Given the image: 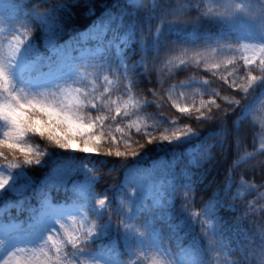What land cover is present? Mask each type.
Returning <instances> with one entry per match:
<instances>
[{"label":"trees","instance_id":"trees-1","mask_svg":"<svg viewBox=\"0 0 264 264\" xmlns=\"http://www.w3.org/2000/svg\"><path fill=\"white\" fill-rule=\"evenodd\" d=\"M0 1L12 4L0 10L5 55L7 39L13 35L41 44L44 18L57 32L56 51L45 50L31 73L17 79L19 84L42 79L46 65L55 70L78 65L74 57L81 44L104 49L84 59L95 65L87 67L85 79L75 80L84 113L95 124L93 135L87 137L93 151L70 152L39 132H29L21 140L25 151L38 153L30 154L28 162L11 141L0 145V167L10 168L19 178L15 192L0 195V217L22 222L9 238H2L6 245L0 259L13 247L47 244L48 261L57 264L242 260L247 240L236 218L264 185V149L258 150L259 124L252 119L253 109L264 100V66L258 55L246 64L244 57L253 53L238 45H264V0H239L245 7L231 15L200 12L199 0H183L182 5L178 0ZM182 7L195 19H173ZM184 48L193 52L189 55L219 48L236 51L220 57L213 53L207 63L196 56L199 65L179 64L165 80L161 99L153 92L160 81L149 64ZM221 60L219 69L212 67ZM253 76L256 80L243 91L240 85ZM239 97L240 103L232 101ZM128 104L134 106L126 109ZM181 107L187 111L180 112ZM8 127L0 119V140ZM46 190L56 201L76 193L92 223L80 229L73 219L55 216L43 224L35 206ZM100 208L103 215L98 218ZM143 223L159 245L157 251L149 244L146 256L136 237L125 234L126 226ZM245 227L252 225L246 221Z\"/></svg>","mask_w":264,"mask_h":264},{"label":"rangeland","instance_id":"rangeland-1","mask_svg":"<svg viewBox=\"0 0 264 264\" xmlns=\"http://www.w3.org/2000/svg\"><path fill=\"white\" fill-rule=\"evenodd\" d=\"M141 0H130L132 3L139 2ZM12 4L8 1H0V10L8 9ZM45 21V35L43 37L42 43L38 44L32 42L31 40L24 39L18 35H13L7 39L6 51L9 56L5 59V67L8 74L9 82L12 86V89L16 92H19L28 96H41L44 94L51 95L53 92H59L60 89L63 90V98L68 104H81L83 105L84 100L81 94V89L75 85L76 79H85L89 75V69L87 67L94 66L95 63L84 61V59L89 57L99 56L103 53L104 49L102 47H88L87 44H81L78 46V51L75 55V59L79 61L78 65L71 66L62 70H55L51 65H46L43 68L44 77L39 80H32V82L25 86V83H17V79L22 77L25 73H31L33 68L40 62L42 59L43 53L47 50L49 53H54L56 51L55 41L57 32L53 27L50 19L44 18ZM118 51L116 52V54ZM118 55V54H117ZM107 78V77H105ZM75 97L76 100H72ZM250 108L244 111V114L249 113ZM95 124L94 122L83 123V126L76 127L75 125H70L71 133L73 135H83L85 132L92 133ZM68 132V129L61 131L57 128L55 134L59 136L65 135ZM87 139V137H86ZM70 143H75L77 147L69 146L70 152L76 151H85L86 153L93 150H86L85 144H81L78 140L73 139ZM89 148H91L88 145ZM264 149V146H260L258 150ZM18 174L6 166L0 167V180H3L4 183L0 185V195L6 191L15 192L16 184L18 181ZM76 193L70 195L66 200L56 201L53 199L52 192L49 190L44 191L40 196L36 204L37 218L41 220L44 224L48 221L50 217L61 216L65 220H74L77 226L80 229L85 228L87 225L92 223L90 215H88V210L81 205L78 201ZM154 205L159 204L160 200L153 199L151 200ZM1 210V209H0ZM102 208L97 212V217L100 218L103 214ZM22 222L20 219L9 218L1 219L0 217V250L6 245V240H2L3 237H10L15 230L20 228ZM75 225V224H74ZM126 233L131 237L135 236L143 254L149 255V244H155V248L159 251V245L156 236L152 233L151 228L148 224L143 223L141 226H126ZM47 244H40L39 246L33 247L28 246L27 249H30L29 256L34 255L40 260H48V251H46ZM26 248V247H25ZM17 249L15 247L6 250V253L0 259H4L5 256L12 250ZM23 258V257H21ZM181 264H187L184 261L180 262ZM96 264H102V262H96Z\"/></svg>","mask_w":264,"mask_h":264},{"label":"clouds","instance_id":"clouds-1","mask_svg":"<svg viewBox=\"0 0 264 264\" xmlns=\"http://www.w3.org/2000/svg\"><path fill=\"white\" fill-rule=\"evenodd\" d=\"M178 2L181 5L183 4V0H178ZM198 6L200 12H217L218 14L225 15H231L234 10L245 7V5L241 4L239 0H218V2H214V0H199ZM260 12L261 14H264V5L261 6ZM172 18L176 20L195 19V17L183 7L177 9ZM257 46L260 47L261 54L264 55V45ZM238 47L244 50V45L240 44ZM235 51V48H219L218 50L211 49L203 52H194L195 55H189V53L193 52L187 48H184L178 50L175 53H166L158 60H154L153 63L149 64V68L155 69L157 79L160 81V85L156 88H153V92L163 99V93L161 89L165 87L164 82L179 64H184L186 62L198 64L196 62V56L202 57L201 63H207L212 57L213 53H215L216 57H220L225 52L234 53ZM205 52L208 53L207 57L204 56ZM177 53H179V55H175ZM7 57L9 56L4 54V43L0 42V116H4L6 114V109L12 110L19 107L22 111H27L29 113V119H31L32 116H40L41 119L46 120L45 113L40 112L39 109L35 108V104H40L42 107L51 106L58 111L60 123H56L55 121H53V123L55 124V127L60 128L61 131H64L68 127V125L63 122L65 112H67L68 116L74 120L82 121L83 123L89 122L88 116L84 113L83 106L81 104H68L63 98L62 89H60L59 92H53L51 95L44 94L41 96H28L14 91L9 82L4 63ZM244 61L246 64L248 63L247 56L244 57ZM228 62L229 64H232V59H229ZM222 63L223 61L221 60L219 64H216L215 68L219 69ZM232 66L233 68L235 67L234 64H232ZM213 75H215V73H213ZM221 79H223L222 75ZM172 83H175V81H172ZM242 90L247 91V89ZM168 98L179 100V97H172L171 95H169ZM242 99L243 97H239L238 99H233L232 101L240 103ZM85 100H87V97H85ZM210 103L215 105V107H220V105L216 104V101H211ZM23 105H30V107L25 108ZM228 111H231V108H228ZM127 114L128 112L126 111L125 115ZM252 119L259 124L260 138L262 141V146H264V100H261L259 104L253 109ZM54 130L55 129L52 131ZM137 131H139V129ZM29 132L35 133V131L29 130L27 129V126H25L24 136ZM39 135L49 138L47 133L41 132ZM92 135L93 133L89 132H85L83 135H73L71 132H67V138L65 139L61 137L60 139H62L63 143L65 144L69 139H75L81 144H84L88 140L86 137L90 138ZM25 154H31L33 156L38 155V153L32 149L27 151ZM261 161L264 162V160ZM258 193V196H253L246 202V206L244 207L242 214L236 218V222L240 224L242 228H244L243 235L247 240V245L244 249V257L242 260L240 258H236V264H264V185L260 187ZM246 221L252 225L251 229L245 227ZM30 251V249L25 247L14 249L10 251L4 259L0 260V264H57L56 261L40 260L34 255L29 256ZM231 262L232 258H229L227 264H231ZM216 264H223V262L218 260Z\"/></svg>","mask_w":264,"mask_h":264},{"label":"snow or ice","instance_id":"snow-or-ice-1","mask_svg":"<svg viewBox=\"0 0 264 264\" xmlns=\"http://www.w3.org/2000/svg\"><path fill=\"white\" fill-rule=\"evenodd\" d=\"M244 50L245 51H249L251 50L253 55L251 56H247L248 57V63H251L255 57L258 55L259 59H260V65L264 66V55L261 54V49L260 47L256 46V45H244ZM229 63V62H228ZM212 67H216V64H212ZM225 71H227V69H225ZM256 77H251L249 81H247L244 85H240V87L242 89H248L251 81H255ZM238 83V82H237ZM72 100H76L75 97L72 98ZM129 106H134V105H126V109ZM23 107L28 108L30 107V105H23ZM201 107H204V102L201 101ZM35 108L39 109L40 112L45 113L46 115V120L45 119H41L40 116H32L31 119H29V113L27 111H22L21 108L17 107L14 108L12 110H7L6 109V114L4 116H0V119H4L5 121L8 122L9 127L7 128V130L4 133V140H0V145L5 144L8 141H11V147H16V148H20V150L24 153V160L26 162L29 161L30 155H26L25 153L27 151L24 150V148L21 145V140L24 137V133H25V126H27V129L35 131V132H39V133H47L49 135V138L53 141H55L56 143L60 144L63 147H77V145L75 143H70V141H72L73 139H69L68 142L65 144L63 143L61 136L56 135V127L55 124L53 123V121H55L56 123H60V119H59V113L56 109L52 108L51 106H41L40 104H35ZM125 109V110H126ZM119 107L117 108V111H119ZM180 112H186L187 109L184 107H181L179 109ZM197 111H199V109H197ZM100 119V118H98ZM63 122L66 123L68 125L67 129L68 132H71V128L69 127L70 125H75L77 128L83 126V122L82 121H77L72 119L71 117L68 116L67 112L64 113V119ZM53 129H55L54 131H52ZM60 129V128H59ZM175 135V133L173 134ZM63 138H67V132L65 133V135L62 136ZM167 138V137H165ZM90 139L87 140L84 144L86 147V150H93L92 148H89L88 145L90 144ZM134 151V150H132ZM129 151L123 152V153H127ZM117 155L122 154L121 151L117 150L116 151ZM4 183L3 180H0V185H2ZM100 204H103L104 201L100 200L99 201ZM63 227V225L61 226ZM90 233V232H89ZM86 236L84 234L83 239H85ZM49 240H51L52 238L49 237ZM73 244L77 243V241L73 240L72 241ZM59 251V249H58Z\"/></svg>","mask_w":264,"mask_h":264}]
</instances>
